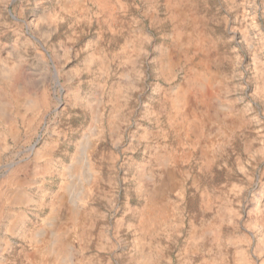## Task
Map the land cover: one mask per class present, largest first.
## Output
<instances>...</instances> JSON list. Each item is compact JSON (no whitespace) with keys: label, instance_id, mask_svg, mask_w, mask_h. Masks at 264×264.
I'll return each instance as SVG.
<instances>
[{"label":"rangeland","instance_id":"obj_1","mask_svg":"<svg viewBox=\"0 0 264 264\" xmlns=\"http://www.w3.org/2000/svg\"><path fill=\"white\" fill-rule=\"evenodd\" d=\"M109 7L0 0V264H264V0Z\"/></svg>","mask_w":264,"mask_h":264},{"label":"bare ground","instance_id":"obj_2","mask_svg":"<svg viewBox=\"0 0 264 264\" xmlns=\"http://www.w3.org/2000/svg\"><path fill=\"white\" fill-rule=\"evenodd\" d=\"M95 2L97 3V5L98 6H100V8H102V9H109L110 7H109V0H95ZM172 6H173V4H171ZM173 10V9H172ZM179 27V26H178ZM176 33H178L177 32V25H176ZM88 61V65L89 66H92L93 64H95L96 63V60H95V57L93 56L91 59H89V60H87ZM256 67H257V75H258V79H260L261 80V82H259V84L257 85V88H256V90H257V93L258 94H260V95H263L264 96V82H263V79H264V66L262 65V64H260V63H257L256 64ZM18 73V71H16V75H15V77L18 75L17 74ZM112 98H113V96H112ZM53 171L54 172H56V171H58L57 170V168L55 167V165H54V168H53ZM59 172V171H58ZM47 189H48V187H46ZM46 188H45V190H42V196H44V195H50V194H52V193H46ZM43 191H45V194L43 193ZM40 192V191H39ZM254 219H257V220H259V217H257V214H256V216H252ZM22 224H23V218L21 217L20 219H19V221L16 223V225H17V227H20V231H19V233L21 234L22 232H25L24 230H23V227H22ZM264 231V230H263ZM54 251H56V253H58L57 252V249H56V246H54V249H53ZM59 254V253H58ZM210 264H213V263H210Z\"/></svg>","mask_w":264,"mask_h":264}]
</instances>
